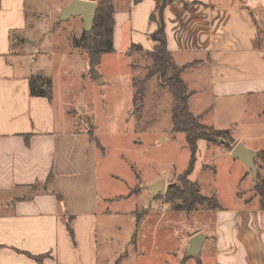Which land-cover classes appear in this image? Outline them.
<instances>
[{"label":"crops","instance_id":"0c3cea01","mask_svg":"<svg viewBox=\"0 0 264 264\" xmlns=\"http://www.w3.org/2000/svg\"><path fill=\"white\" fill-rule=\"evenodd\" d=\"M70 1L0 0V264H119L107 254L106 245L104 252L98 251L97 217L111 212L106 203L113 196L106 195L110 191L104 184L99 189L98 152L89 130L63 129L52 94L50 99L29 94V79L36 75L30 69L37 37L23 35H31L53 9L61 10ZM226 1L178 0L162 11L167 50L178 66L186 65L181 78L190 92L191 112L216 131L232 134L233 117L219 120L210 113V102L251 100L254 116H264V0ZM112 2L113 14L100 29L110 49L103 54L125 56L133 45L151 51L157 26L150 16L158 2ZM75 19L82 22L81 16ZM69 121L67 115L61 117L62 125ZM242 141L234 139L245 145ZM227 150L231 155L232 149ZM39 184L36 190L29 188ZM208 211L213 218L211 244L203 234L189 236L185 230L175 248L152 247L135 260L186 264L190 256L183 254L190 238L201 234V258L195 264H264V204L238 201ZM168 213L187 214L174 210L164 215ZM41 255V261L32 258Z\"/></svg>","mask_w":264,"mask_h":264},{"label":"rangeland","instance_id":"374dc122","mask_svg":"<svg viewBox=\"0 0 264 264\" xmlns=\"http://www.w3.org/2000/svg\"><path fill=\"white\" fill-rule=\"evenodd\" d=\"M41 23L39 28H31V35H23L25 39L37 37L31 52L36 53L31 57L35 61L30 69L36 74L33 79L49 88L63 129L79 133L91 130L95 134L99 142L98 147L94 146L98 152L96 161L99 159L98 186L100 189L104 184L110 191L106 195L113 196L106 203L112 215L97 217L101 232L99 253L106 245L107 254L119 264H148L146 260H135L137 254L166 244L173 249L185 230L189 236L194 232L203 234L211 244L213 218L208 210H193L185 217L164 215L174 211L164 203L163 196L168 186L179 185V177L185 175L189 147L182 133H171V95L154 78L145 83L142 104L133 103L131 79L143 77L149 62L143 51L132 49L125 56L102 54L98 73L93 75L87 71L85 54L72 48L69 39L71 34L79 33L82 22L75 17L61 20L60 10L53 9ZM49 45L54 53L50 57L46 55ZM252 103L217 99L210 102V113L219 120L232 116L236 129L231 137L242 138L246 147L260 151L264 149V116L260 120L254 116ZM228 110L230 114L224 113ZM63 115L70 121L62 125ZM199 144L188 178L199 183L203 194L216 193L224 207L238 201L264 204V154L255 156L257 179L240 160L226 152L223 143ZM158 180L163 181V191L150 200L148 185ZM135 219L138 223L134 230ZM106 235L111 236L110 242ZM187 256L183 254V258ZM198 258L200 254L190 255L186 264H195Z\"/></svg>","mask_w":264,"mask_h":264},{"label":"trees","instance_id":"16d2710c","mask_svg":"<svg viewBox=\"0 0 264 264\" xmlns=\"http://www.w3.org/2000/svg\"><path fill=\"white\" fill-rule=\"evenodd\" d=\"M93 1V0H92ZM96 4L95 16L92 23V29L86 32L84 28L78 34H71L69 36L72 48L75 50H81L88 60L87 71L95 75L97 67L101 60V55L104 52L110 51L106 47V44L101 33V26H103L114 11V5L112 0H94ZM138 1V0H137ZM178 0H161L159 1L155 10L150 16V21L155 22L157 28L151 34V38L155 41L154 47L151 51H143L141 46H132L136 51H143L144 56L149 61L145 65V74L141 78L133 77L131 84L133 90V103L139 102L142 104V100L145 94L146 81L154 78L156 82L163 88L167 89L171 95V133H182L185 137L186 144L189 147V163L185 169L182 177H179V185H170L164 193V203L171 205L172 210L182 211L189 213L193 210H218L222 207L218 201L216 193L205 195L201 192L200 185L197 181L190 180L188 175L193 170L196 162V153L198 150V142L205 141L206 144L223 143L227 149H232L235 145L234 139L228 131H219L213 129L210 125L203 123L199 116L193 114L189 107V95L190 92L187 85L181 78V73L184 71L185 66H178L174 62L173 55L167 50V40L165 38V25L163 22V8L168 4L176 2ZM30 96H44L50 99L49 88L42 85L41 81L38 84L33 77L29 79ZM138 106V105H137ZM92 140L96 146H99L98 139L95 134L89 130ZM222 140V142H220ZM264 154V149L257 152L256 155ZM50 178V177H49ZM258 179V177H257ZM48 179V181H50ZM39 185H33L30 189L36 190ZM256 187L259 189L258 184ZM60 198L59 195H57ZM159 196V195H158ZM156 198V197H155ZM67 224L69 234H72V228ZM43 256L34 258L37 261H41ZM189 257V256H187Z\"/></svg>","mask_w":264,"mask_h":264},{"label":"water","instance_id":"95a60500","mask_svg":"<svg viewBox=\"0 0 264 264\" xmlns=\"http://www.w3.org/2000/svg\"><path fill=\"white\" fill-rule=\"evenodd\" d=\"M163 1V0H162ZM96 4L91 0H71L60 10V19H68L70 17L81 16L82 28L86 32L92 29V23L95 16ZM256 151L246 147L242 143H237L232 148L231 154L234 158L240 160L247 168H249L252 176L257 177V168L254 163ZM150 190V200L157 197L163 190V181L158 180L148 185ZM204 237L201 234H195L190 238L189 247L186 252L188 256L196 255L201 252V246Z\"/></svg>","mask_w":264,"mask_h":264}]
</instances>
